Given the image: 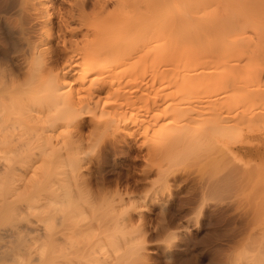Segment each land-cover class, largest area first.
Listing matches in <instances>:
<instances>
[{"label": "bare ground", "instance_id": "bare-ground-1", "mask_svg": "<svg viewBox=\"0 0 264 264\" xmlns=\"http://www.w3.org/2000/svg\"><path fill=\"white\" fill-rule=\"evenodd\" d=\"M60 1L58 5L54 0H42L36 5L46 9L42 13L46 19L36 24L50 32L45 43L51 49V66L62 73L65 91L88 102L98 113L125 118L122 131L110 143L148 155L147 165L140 171L142 179L156 175L155 170L144 174L159 162L154 160L207 146L210 140L222 144L242 126L250 131L264 128V0H119L116 8V0H85V9L91 11L80 19L76 12L80 0ZM23 71L16 74L22 76ZM200 86L210 89L201 92ZM171 87H180L177 92L181 95L168 102ZM234 90L242 93L235 102L228 95ZM210 91L222 96L212 98L202 136L187 133L198 114L204 117L200 120L206 118L202 112L209 103L204 98ZM202 99L207 101L206 109ZM189 104L197 111L194 115ZM232 113L235 116L228 120ZM92 127V118L85 117L74 129H58L52 134L54 144L61 148L68 138L86 137ZM249 130L245 128L250 135ZM101 151L85 161V174L91 178L93 161L100 158ZM218 151L227 160L233 159L236 150L222 145ZM38 167L34 164L23 175L31 179Z\"/></svg>", "mask_w": 264, "mask_h": 264}, {"label": "clouds", "instance_id": "clouds-1", "mask_svg": "<svg viewBox=\"0 0 264 264\" xmlns=\"http://www.w3.org/2000/svg\"><path fill=\"white\" fill-rule=\"evenodd\" d=\"M20 14L13 18L23 57V75H17L0 59V264H153L149 246L171 250L190 229L172 226L175 214L161 208L154 220L143 216L146 202L157 192L170 191V178L184 170L189 161L177 155L159 160L147 175L143 188L132 189L102 177L92 183L85 161L97 157L126 123L121 115L98 113L64 90L63 76L51 66V49L45 41L47 28L33 31L46 19L42 0H18ZM85 0L76 5L77 18L88 12ZM116 0V7H119ZM37 115L41 118L37 119ZM91 117L93 127L86 137H72L63 147L54 144L58 129H74ZM38 163L31 179L23 175ZM211 202L228 203L205 193L184 217L199 221ZM137 215V219L133 216ZM183 223V222H181ZM153 228L156 229L153 232ZM155 234V240L151 237ZM224 237L211 232L204 243H220ZM165 264H177L169 256ZM181 264H200L193 254ZM209 264H264V224L220 247Z\"/></svg>", "mask_w": 264, "mask_h": 264}, {"label": "rangeland", "instance_id": "rangeland-1", "mask_svg": "<svg viewBox=\"0 0 264 264\" xmlns=\"http://www.w3.org/2000/svg\"><path fill=\"white\" fill-rule=\"evenodd\" d=\"M54 1L58 5L61 4L60 0ZM62 6H64V4H62ZM54 9L55 7L51 8V16L53 15L52 18L54 20H52L55 22L57 18L55 17L56 13L54 12ZM88 11L91 10L89 9ZM149 11L150 10H148V12ZM19 14L20 6L18 0H0V59L8 62L11 69L13 71L16 70L15 72L18 74L23 71L24 62H22L23 57L16 55L15 53L18 46L26 47V45L21 44L19 40V30L16 29L13 24V18ZM52 25L53 26L50 27L51 29L53 27L54 30H52L55 32V25ZM41 26L43 27L41 24L40 26L35 24L33 31H39ZM57 44L54 42L53 46L56 48L58 46ZM56 49H59V47ZM208 82H210V80H208ZM175 87H171V91H166L167 93H172L171 95L168 94L169 99L167 96L168 102H173L181 95V91L179 92L180 94L177 92L181 90L180 87H177L179 90ZM204 88L200 86L201 92L204 91ZM206 88L209 87L206 86ZM236 91L237 90H234V93L231 91L228 94L231 96L232 100H237V98L239 99L242 94L240 92L241 90ZM210 93L208 95L211 97H208L206 94L208 99L203 94L205 97L203 98L208 101H203L202 99V103L205 102V105H201V103L195 105L197 104L196 102H194L195 104H192L193 106L195 105L194 108L201 105L204 106L202 107L203 109H206L205 106L209 103L206 109L207 113L202 112L203 114H206V118L200 120L204 117L201 118V116L199 117V114L197 115L196 113L198 121L196 120L197 122H191V126H187V129L185 128L187 133L189 131V133L192 132V135L194 136H202L201 134L204 132L203 127L205 128L206 119L211 113L210 105L212 104L210 103L213 102L212 98H220L222 96V94L221 96L219 95V92H216V94L218 93L217 97L214 95L215 92ZM230 99L228 97L226 100L229 101ZM209 100L211 102H209ZM235 100L233 101L235 102ZM208 107H210L209 110ZM194 108L191 110L193 111L192 114L197 112ZM198 108L199 110H202L201 107ZM231 115L232 116H225H228L229 120L233 117V115L235 116V113H232ZM245 128L247 131L249 130L247 127L242 126V130H239L240 132L237 131L238 134L234 137L228 138L229 140L226 139L227 142L224 140V144H221V140L216 141L218 143H216L215 140H210L208 141L209 144L205 142L209 147L208 149L205 144H201V147L197 146L192 148L193 150L188 149L185 150L184 153L181 152L179 156H182V158L189 161L188 166L174 177L170 178V183L172 185L170 191L154 193L148 199L146 202V210L143 213L146 220H154L161 208L166 206L170 214H175L174 219L171 221L173 227L181 225L182 227L190 229L188 232H181V239L171 250H168L163 245L157 243L150 244V258L153 261V264H165V260L169 256L175 258L177 264H181V261L197 253L200 254V264H209V261L216 255L218 248L234 242L235 239L244 235L246 232H249L250 234L256 232L260 229L262 224H264V128L262 127L261 129L260 127H256L257 129H261H258V131L256 128H253L256 132L251 129L252 131L249 130L250 135L247 131H245ZM186 130H184V132H186ZM154 136H156V134ZM110 142L111 140L107 141V144L105 143L101 149V156L97 159L98 161L96 160L98 163L93 161L92 183L95 184L97 178L102 177L109 184L114 185L117 181H119L121 185H129L132 189L143 188L144 181L146 180L142 179L143 177L140 175V171L147 165V163L145 164V161L147 158L149 159L148 155L144 154L143 156L137 151H131L124 144H121L122 146L119 144L120 146L116 147V142L114 143L113 141L112 144ZM219 144V147L222 145H228V147L233 148L234 151L236 150L234 154L236 158L235 156L233 159H230L231 157H226V160L221 157L220 152L218 151L219 147H215V145L218 146ZM112 147L115 148V150L107 155L108 151L113 150ZM215 148L217 150H214ZM210 150L212 151L209 153L208 151ZM213 151H215V153H213ZM218 156L223 158L224 161ZM159 160L160 159L154 160V162ZM152 161L153 159L149 160L151 163ZM154 176L155 175L152 174L149 179ZM205 193L217 199H228L229 202L225 204H218L216 202L209 203L204 208L203 215L199 221V227H197L195 223L189 224L187 220H184V217L191 214L192 208L199 202V199ZM137 218L138 216L134 214L133 219ZM155 231L156 229L153 228V232ZM211 232L221 234L224 237L223 241L220 243L210 242L207 246L204 243H201ZM155 238V234H153L151 239L155 240Z\"/></svg>", "mask_w": 264, "mask_h": 264}]
</instances>
